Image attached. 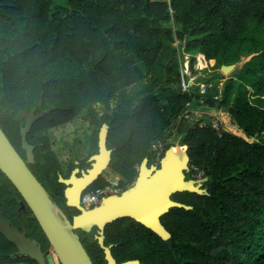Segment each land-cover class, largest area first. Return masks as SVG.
I'll return each mask as SVG.
<instances>
[{
  "label": "trees",
  "instance_id": "1",
  "mask_svg": "<svg viewBox=\"0 0 264 264\" xmlns=\"http://www.w3.org/2000/svg\"><path fill=\"white\" fill-rule=\"evenodd\" d=\"M1 3L0 101L7 99L5 92L17 100L18 93L34 101L43 96L44 107L51 109L43 119L46 131L86 115L96 125L95 152L101 127L109 124L110 167L123 177L124 189L135 182L145 158L160 166L177 142L189 145L188 176L193 167L205 172L207 195L172 196L193 208H172L162 217L169 240L121 218L107 225L106 243H124L135 228L148 264H264V0ZM183 43L216 61L212 73L187 92ZM243 58L248 59L221 89V67ZM195 60L192 56L193 72ZM200 82L206 84L204 93ZM189 102L193 112L186 119ZM212 109L228 115L222 136L204 124ZM0 125L13 141L4 117ZM158 141L165 143L160 158L153 150ZM36 159L44 185L47 178L63 188L50 158L40 153ZM107 184L100 177L90 189ZM83 243L95 264L104 262L93 233L83 231ZM17 262L0 258V264Z\"/></svg>",
  "mask_w": 264,
  "mask_h": 264
},
{
  "label": "water",
  "instance_id": "2",
  "mask_svg": "<svg viewBox=\"0 0 264 264\" xmlns=\"http://www.w3.org/2000/svg\"><path fill=\"white\" fill-rule=\"evenodd\" d=\"M1 6L0 0V8ZM238 66H240L239 63L223 65L220 70L229 75ZM42 102L43 96L40 98V104ZM21 112L24 117H27V126L22 129V136L24 147L28 150L29 162H31L34 160V154L33 147L27 141V133L31 126V120L37 116H34L33 113L26 114L23 110ZM47 113H50V110H45L42 115L45 116ZM109 129L110 126L107 123L101 127L98 142L99 152L90 158L91 168L83 171L81 177L76 176L79 169H76L69 179L60 176V182L67 185L65 189L67 205L81 211L72 222L29 168L27 162L0 126V169L13 182L30 206L61 264H94L80 235L76 232L78 229L90 232L94 226L100 230L98 240L105 250L108 263L117 264L111 248L105 244V228L108 224L121 218H132L150 228L162 239L169 240L172 234L163 224L162 217L172 208H193L191 205L174 200L172 196L179 192L208 194L209 189L204 180L188 176L191 171L189 145L177 142L166 150L165 155L160 159V166L149 165V159L145 158L139 166L138 176L132 185L121 194L106 196L99 205L86 209L81 204L83 192L103 176L112 161L113 150L108 147ZM3 223L6 226H0V230L18 245L21 253H24L26 251L24 247L31 245L29 239L23 233L20 234L17 230L12 229L9 221L0 212V224L3 225ZM29 252L41 264L44 263L40 250H29ZM50 263L54 264L52 258H50ZM123 264L143 263L135 259Z\"/></svg>",
  "mask_w": 264,
  "mask_h": 264
},
{
  "label": "flooded vegetation",
  "instance_id": "3",
  "mask_svg": "<svg viewBox=\"0 0 264 264\" xmlns=\"http://www.w3.org/2000/svg\"><path fill=\"white\" fill-rule=\"evenodd\" d=\"M24 86H20L22 88ZM7 99L0 101V119L4 117L6 120V127L10 131L11 136L7 135L11 140L12 144L16 150L20 153L23 159L27 162L29 168L38 176V162L36 159L37 154L43 153L50 158L51 165L54 170L65 179H69L73 176L76 169L79 171L76 173V176L81 177L83 171H87L91 168L92 162L90 158L92 155L98 153L93 151L91 145L86 146V143L81 144L83 153H80V149H72V146H68L67 156L62 158L58 155L57 147L58 144L51 137V132L54 128L45 130L43 126V112L45 110H50L44 107V104H40V98L38 101L27 98V93H21L17 100L15 96L10 93L5 92ZM17 95V94H15ZM33 93H31V98H33ZM26 114L33 113L34 116H37L34 120H31V126L27 133V141L31 147H33L34 160L29 162L28 150L24 147L22 129L27 126V117L22 115L21 110ZM16 113H15V111ZM42 115V116H39ZM1 126V125H0ZM2 127V126H1ZM5 131V129H3ZM19 131V134L18 133ZM6 133V131H5ZM8 134V133H6ZM84 144V145H83ZM55 157V161L53 158ZM43 183V181L39 178ZM48 183L47 190L52 195L53 199L58 202L61 206L67 217L73 222L74 217L79 215L81 211L74 207L67 205V199L65 198V189L67 185L63 183V188H55L53 185H50L47 178H45ZM60 181V179H59ZM62 183V182H61ZM0 212L3 213V217L9 221L12 229L17 230L20 234H24L27 239H29L31 245H27L26 251L24 253L20 252V249L17 244L12 242L6 234L0 230V242L5 244L6 247H0V251L3 253L0 258H9V259H20V262L17 263H4V264H41L37 259L31 256L29 250H40L43 256V264H51L50 258L53 259L54 264H61L56 252L54 251L49 239L44 233L41 225L39 224L37 218L35 217L33 211L31 210L28 203L23 198L22 194L13 184V182L7 177V175L0 169ZM1 227L6 226L1 225ZM107 227V226H106ZM83 242V230L78 229L76 231ZM93 233V239L99 243L98 236L100 235V230L98 227L94 226L90 232ZM124 243L115 242V243H106V228H105V244L111 248V252L114 258L117 261V264H123L131 260H139L143 264H148L145 262L147 259L146 245L139 244L138 239L135 237V228L134 235L124 237ZM84 244V243H83ZM85 246V245H84ZM101 246V245H100ZM102 248V246H101ZM103 258L104 262L101 264H109L106 259L105 250L103 249ZM95 264V263H94Z\"/></svg>",
  "mask_w": 264,
  "mask_h": 264
},
{
  "label": "rangeland",
  "instance_id": "4",
  "mask_svg": "<svg viewBox=\"0 0 264 264\" xmlns=\"http://www.w3.org/2000/svg\"><path fill=\"white\" fill-rule=\"evenodd\" d=\"M176 45H179V42L176 43ZM183 52H184V67L185 69H189L193 76H196V81L194 78V83L197 82L199 78H205L207 76H209L212 71H213V66L215 65L216 61L214 64L210 65L208 63L207 60H203V57H201V55L195 52H191L188 49H185V43H183V48H182ZM192 56L196 57L195 60V64H194V70L196 72H193V70L191 69V60H192ZM203 60V62L205 61L206 67L204 69L199 68L198 64L200 63V60ZM248 58H243V61L240 62L239 64L241 65L243 62H245ZM205 64V63H204ZM143 66V64H141ZM144 71H147V68L145 66H143ZM225 78L222 79L221 81V89L224 88L225 85V81L229 78V75H226L224 73H222ZM192 76V77H193ZM200 86V90H203V85L200 82L199 83ZM99 108V106H98ZM209 113H213V116L216 115H220L221 119L224 122L228 123V115L226 114H219L218 111L216 110H209ZM217 113V114H216ZM236 129V128H235ZM95 133H96V125L94 122H92L86 115H80L78 118H76L74 121L67 123L63 126H60L58 128H54L51 132V137L55 140V142L58 144L57 147V152L58 155L62 158H65V156H67V152H65V150L67 151L68 146H72V149H80V153H83V149L81 148V144L82 143H86V146L91 145V148H93L94 146V141H95ZM84 145V144H83ZM139 168V166H138ZM115 172V171H114ZM112 171V168L109 167L108 170L106 169L103 173V178L105 179H113V174L114 173ZM116 176L118 175L116 172L114 173ZM130 186V185H129Z\"/></svg>",
  "mask_w": 264,
  "mask_h": 264
},
{
  "label": "built area",
  "instance_id": "5",
  "mask_svg": "<svg viewBox=\"0 0 264 264\" xmlns=\"http://www.w3.org/2000/svg\"><path fill=\"white\" fill-rule=\"evenodd\" d=\"M182 74H183V82H182V88L184 92H187L190 90V87L194 83V78L196 81V76H193L192 72L189 69H185L183 67L182 69ZM187 76V78H186ZM193 76V77H192ZM203 90H200L201 93L206 92V84H203ZM188 109L184 113V117L186 119H190L192 117V104L189 102L187 103ZM222 123L223 120L221 119L220 115H216L213 117H209L206 121H204V124H211L212 127H214L218 132L219 135L222 136ZM165 149V143L163 141H158L153 144V150L156 152L157 157H161ZM195 170V173L192 175L195 178L203 180L205 172L203 169H200L199 167H193ZM119 175V174H118ZM107 181L110 182V184H107L103 187H97L95 189H87L83 192L82 197H81V204L86 208V209H91L97 205H99L102 202V199L106 196H109L111 194H121L125 189L122 186V180L123 177L119 178H113V179H106Z\"/></svg>",
  "mask_w": 264,
  "mask_h": 264
},
{
  "label": "bare ground",
  "instance_id": "6",
  "mask_svg": "<svg viewBox=\"0 0 264 264\" xmlns=\"http://www.w3.org/2000/svg\"><path fill=\"white\" fill-rule=\"evenodd\" d=\"M199 55V54H198ZM200 55H203V54H200ZM201 57H203V60H207L206 59V57L203 55V56H201ZM203 60L201 59L200 60V63L198 64V66H199V68H201V69H204L205 67H206V62L204 61L203 62ZM208 61V63L210 64V65H212V64H214L215 63V60L213 59V60H207ZM205 63V64H204Z\"/></svg>",
  "mask_w": 264,
  "mask_h": 264
},
{
  "label": "crops",
  "instance_id": "7",
  "mask_svg": "<svg viewBox=\"0 0 264 264\" xmlns=\"http://www.w3.org/2000/svg\"><path fill=\"white\" fill-rule=\"evenodd\" d=\"M201 56H203V55H201ZM210 114H211V113H210ZM216 114H217V113H216ZM212 115H214V114L212 113ZM112 171H113V170H112ZM113 172H114V171H113ZM114 173H115V172H114ZM114 173H112V174H113V176H112L113 178H116V177H117V178L122 177L121 175H117V176H116Z\"/></svg>",
  "mask_w": 264,
  "mask_h": 264
}]
</instances>
